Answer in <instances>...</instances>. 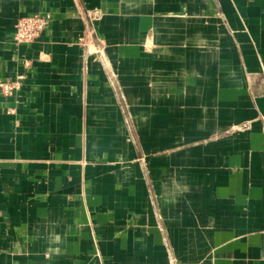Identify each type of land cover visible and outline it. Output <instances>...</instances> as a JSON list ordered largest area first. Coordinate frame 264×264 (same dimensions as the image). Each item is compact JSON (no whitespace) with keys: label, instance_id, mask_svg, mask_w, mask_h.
Masks as SVG:
<instances>
[{"label":"crops","instance_id":"0c3cea01","mask_svg":"<svg viewBox=\"0 0 264 264\" xmlns=\"http://www.w3.org/2000/svg\"><path fill=\"white\" fill-rule=\"evenodd\" d=\"M18 74L0 264H264V0H0Z\"/></svg>","mask_w":264,"mask_h":264},{"label":"built area","instance_id":"2783aa9c","mask_svg":"<svg viewBox=\"0 0 264 264\" xmlns=\"http://www.w3.org/2000/svg\"><path fill=\"white\" fill-rule=\"evenodd\" d=\"M97 17V11H90L88 13V21L92 22ZM52 20L50 13H34L31 15H22L18 17L15 23V29L13 38L16 43H31L35 41L41 33L48 27ZM87 46L92 41V31L89 30L80 39ZM26 65L30 62L26 61ZM25 74H18L15 77L0 78V93L4 96H13L17 91L20 90ZM10 112H13V108H9Z\"/></svg>","mask_w":264,"mask_h":264}]
</instances>
